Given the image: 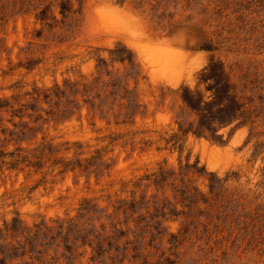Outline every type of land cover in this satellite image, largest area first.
Wrapping results in <instances>:
<instances>
[{"label": "rangeland", "instance_id": "1", "mask_svg": "<svg viewBox=\"0 0 264 264\" xmlns=\"http://www.w3.org/2000/svg\"><path fill=\"white\" fill-rule=\"evenodd\" d=\"M210 61L257 116L184 133ZM0 264H264V0H0Z\"/></svg>", "mask_w": 264, "mask_h": 264}, {"label": "trees", "instance_id": "2", "mask_svg": "<svg viewBox=\"0 0 264 264\" xmlns=\"http://www.w3.org/2000/svg\"><path fill=\"white\" fill-rule=\"evenodd\" d=\"M226 68L223 62L210 61L201 70L199 83L204 85L208 93L206 97L197 89L192 90L188 87L179 89L181 113H184L182 112L184 109L187 116H193V120L183 130L184 133L192 132L197 136L208 133L214 136L218 129L233 122H236V125H245L256 114L255 107L245 109L246 103L253 102L244 95L249 84V74H240L234 83L231 75L232 66Z\"/></svg>", "mask_w": 264, "mask_h": 264}, {"label": "bare ground", "instance_id": "3", "mask_svg": "<svg viewBox=\"0 0 264 264\" xmlns=\"http://www.w3.org/2000/svg\"><path fill=\"white\" fill-rule=\"evenodd\" d=\"M105 8H107V11L110 13L112 20L115 19V20L119 21L121 24L124 22L120 10H118L117 8H111L110 6H107ZM142 48H143L142 50L141 49H139V50H141L140 54L142 52V54L144 55L143 56L141 54L143 61L146 62L147 65L150 64L151 66H153V68L155 67L156 69H154V71L156 70L159 72H164V74H166V75L167 74L168 75H174L175 74L178 76L181 73L183 68H187L184 65L186 59L191 57L189 53H187L181 49H178V48L160 47L159 45L143 46ZM189 65H191V64H189ZM195 68L196 67L193 68L191 66L190 68H187V70L184 69L185 73L188 74L189 78H191V73H193ZM152 72H153V70H152ZM205 149H206V144L203 145V152ZM205 152H206V150H205ZM212 152H213V150H211V153Z\"/></svg>", "mask_w": 264, "mask_h": 264}]
</instances>
